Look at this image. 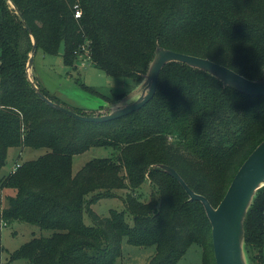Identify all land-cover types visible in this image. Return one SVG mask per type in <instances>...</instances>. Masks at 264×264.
I'll use <instances>...</instances> for the list:
<instances>
[{
    "label": "trees",
    "instance_id": "trees-1",
    "mask_svg": "<svg viewBox=\"0 0 264 264\" xmlns=\"http://www.w3.org/2000/svg\"><path fill=\"white\" fill-rule=\"evenodd\" d=\"M10 2L0 0V169L9 147L46 151L0 177V188L14 190L4 196L0 218L50 233L21 243L9 260L116 264L125 239L152 248L147 264H176L195 243L202 248L201 264H215L202 203L189 199L163 167L215 207L241 163L264 140V95L172 60L161 67L153 96L139 108L103 121L76 119L42 100L27 80L31 37L16 9L36 49L55 54L62 44V60L69 66L85 52L108 75L139 82L157 51L170 49L264 81V0ZM35 84L48 99L65 105ZM67 107L87 116L108 113L100 112L102 104L88 110ZM97 146L111 148V155L92 157L73 174V155ZM145 179L158 195L141 200L132 191ZM115 189L129 190L122 197L125 210L110 208L104 216L93 211L91 203L115 196ZM263 209L264 184L242 219V246L251 264H264Z\"/></svg>",
    "mask_w": 264,
    "mask_h": 264
},
{
    "label": "rangeland",
    "instance_id": "rangeland-1",
    "mask_svg": "<svg viewBox=\"0 0 264 264\" xmlns=\"http://www.w3.org/2000/svg\"><path fill=\"white\" fill-rule=\"evenodd\" d=\"M62 52V44L55 54L44 53L41 49H36L33 55L32 66L28 70V75L32 81L48 91L51 96L61 100L65 104L63 105L58 100L61 106L88 110L99 109V105L102 104L104 107L100 112L109 113L139 100L149 88V77L147 74L139 82H133L129 78L122 76L108 75L104 70L93 65L85 52L78 55L75 66H69L64 64ZM86 86L94 88L95 91L87 89ZM120 93L123 94L118 98H115L113 95ZM45 151L46 148L43 147H9L6 162L0 169V177L14 169L17 162L20 163L36 158ZM110 155L111 148L102 146L91 147L82 153L74 154L71 172L74 174L86 160L92 157ZM163 168L167 169V167ZM263 184L264 181L258 187ZM256 189L249 197L245 209L250 204ZM13 191L11 188H0V210L4 205V196L13 194ZM128 191V189H115V196L99 198L91 203V208L101 216L107 215L110 208L125 210L122 197ZM132 192L141 200H148L150 195H158L156 187L147 179ZM125 217L129 222L131 221V217L127 212L125 213ZM83 220L87 224L90 223V219L86 214L83 215ZM49 233V230L23 221L15 220L5 224L0 218V244L2 246L0 250V264H28L26 260L21 258L9 260L10 252L33 236L47 235ZM120 249L121 254L118 256L116 264H147L149 256L152 253L151 247L132 245L125 239H122ZM201 258L202 248L199 244L195 243L187 248L184 256L176 264H201ZM241 261L243 264H251L250 258L246 255L245 251L241 253Z\"/></svg>",
    "mask_w": 264,
    "mask_h": 264
},
{
    "label": "water",
    "instance_id": "water-1",
    "mask_svg": "<svg viewBox=\"0 0 264 264\" xmlns=\"http://www.w3.org/2000/svg\"><path fill=\"white\" fill-rule=\"evenodd\" d=\"M8 1L10 2V0ZM16 13L22 19L24 27L31 37L32 45L28 53L25 67L27 80L42 100L76 119L103 121L139 108L153 96L161 67L172 60L183 61L207 69L222 77L225 82H232L236 87L249 94L264 95V81L248 79L231 68L208 58L181 53L170 49H163L157 51V55L149 67L147 73L149 77V88L139 100L107 114L82 115L48 99L29 77L28 70L32 66L36 44L19 10L16 9ZM167 169L182 185L189 199L198 200L202 203L211 226L212 249L215 264H243L241 261V253H243L242 219L246 211L245 207L249 197L258 185L264 181V140H262L241 163L225 193L215 207L209 203L205 196L194 192L174 170L171 168Z\"/></svg>",
    "mask_w": 264,
    "mask_h": 264
},
{
    "label": "built area",
    "instance_id": "built-area-1",
    "mask_svg": "<svg viewBox=\"0 0 264 264\" xmlns=\"http://www.w3.org/2000/svg\"><path fill=\"white\" fill-rule=\"evenodd\" d=\"M80 15L79 9H75L74 16L78 17ZM263 221H264V209H263Z\"/></svg>",
    "mask_w": 264,
    "mask_h": 264
},
{
    "label": "crops",
    "instance_id": "crops-1",
    "mask_svg": "<svg viewBox=\"0 0 264 264\" xmlns=\"http://www.w3.org/2000/svg\"><path fill=\"white\" fill-rule=\"evenodd\" d=\"M29 147V146H28ZM21 163V162H20ZM16 164H19L18 162ZM13 170V169H12Z\"/></svg>",
    "mask_w": 264,
    "mask_h": 264
}]
</instances>
